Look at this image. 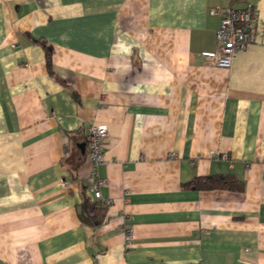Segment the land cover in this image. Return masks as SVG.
Segmentation results:
<instances>
[{
  "label": "crops",
  "instance_id": "obj_1",
  "mask_svg": "<svg viewBox=\"0 0 264 264\" xmlns=\"http://www.w3.org/2000/svg\"><path fill=\"white\" fill-rule=\"evenodd\" d=\"M247 6L214 66L210 11ZM213 176L244 190L187 186ZM0 264H264V0H0Z\"/></svg>",
  "mask_w": 264,
  "mask_h": 264
},
{
  "label": "built area",
  "instance_id": "obj_2",
  "mask_svg": "<svg viewBox=\"0 0 264 264\" xmlns=\"http://www.w3.org/2000/svg\"><path fill=\"white\" fill-rule=\"evenodd\" d=\"M255 8L247 6L244 9L232 7H217L210 11L212 16L221 19L219 30L216 32L218 49L215 52H205L202 56L212 61L213 65L229 70L238 55L246 50L253 40V16ZM108 130L98 124H92L87 138V156L93 165L91 173L92 189L96 200H101V188L107 184L105 179L98 176V167L105 162V152L108 144ZM110 204V201H104ZM133 240L131 229H127V247Z\"/></svg>",
  "mask_w": 264,
  "mask_h": 264
},
{
  "label": "trees",
  "instance_id": "obj_3",
  "mask_svg": "<svg viewBox=\"0 0 264 264\" xmlns=\"http://www.w3.org/2000/svg\"><path fill=\"white\" fill-rule=\"evenodd\" d=\"M41 44L47 52V61L50 67L51 64V48L46 46L42 41H36ZM188 187L196 190H216V189H226L232 191H243L244 184L239 182L235 177L232 176H213V177H201L196 178L190 182ZM87 207V206H86ZM85 207V208H86ZM88 208V207H87ZM86 208V209H87ZM91 210L87 211V217L91 220L93 224L100 225L105 218V209L98 208L96 205L90 206Z\"/></svg>",
  "mask_w": 264,
  "mask_h": 264
},
{
  "label": "water",
  "instance_id": "obj_4",
  "mask_svg": "<svg viewBox=\"0 0 264 264\" xmlns=\"http://www.w3.org/2000/svg\"><path fill=\"white\" fill-rule=\"evenodd\" d=\"M81 149H82V154L84 155L85 154V152H86V144H84V145H81V147H80Z\"/></svg>",
  "mask_w": 264,
  "mask_h": 264
}]
</instances>
